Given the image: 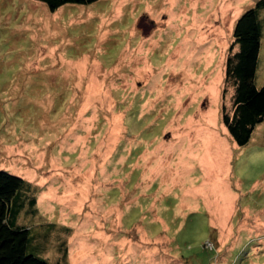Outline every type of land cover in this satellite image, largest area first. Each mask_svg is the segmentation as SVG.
Returning a JSON list of instances; mask_svg holds the SVG:
<instances>
[{"label": "rangeland", "instance_id": "1", "mask_svg": "<svg viewBox=\"0 0 264 264\" xmlns=\"http://www.w3.org/2000/svg\"><path fill=\"white\" fill-rule=\"evenodd\" d=\"M259 1L0 0V170L39 188L43 220L21 223L73 229L50 264L107 246L126 264V238L150 264H264V124L242 148L222 124L234 27ZM214 145L231 160L207 162Z\"/></svg>", "mask_w": 264, "mask_h": 264}, {"label": "trees", "instance_id": "2", "mask_svg": "<svg viewBox=\"0 0 264 264\" xmlns=\"http://www.w3.org/2000/svg\"><path fill=\"white\" fill-rule=\"evenodd\" d=\"M37 1L46 4L51 12H56L68 4L84 6L99 0ZM263 9L264 0H261L238 20L233 37L239 52L230 56L226 62L225 85L231 84L235 89L234 111L229 116L223 108L222 124L240 148L250 144L256 128L264 122V86L258 89L255 85L263 38L260 20V11ZM225 92L226 89L224 96ZM39 193L38 187L23 178L0 170V264H50L44 254L48 244L53 243L52 238L58 243V252L62 254L59 263L68 259V243L63 246L61 240L55 237H59L57 234L61 228L65 233L71 232L72 236V228L60 227L58 231L55 222L35 226L21 223L23 217L32 221L37 218L43 220L38 207ZM31 249L42 256L33 254Z\"/></svg>", "mask_w": 264, "mask_h": 264}, {"label": "crops", "instance_id": "3", "mask_svg": "<svg viewBox=\"0 0 264 264\" xmlns=\"http://www.w3.org/2000/svg\"><path fill=\"white\" fill-rule=\"evenodd\" d=\"M264 124V122L260 125V126H262ZM223 127L225 128V126L223 125ZM257 130H258V127L256 128V130H255V132H254V134L257 132ZM207 132H209V133H211V134H216L213 130H212V128L210 127L209 128V130L207 131ZM228 133V131L226 132V134ZM253 134V135H254ZM228 135H229V133H228ZM221 136H224V134L223 133H221ZM231 138V137H230ZM254 139V138H253ZM225 140V139H224ZM251 141H252V139H251ZM222 146H224V144H222ZM219 146H215L214 145V149L216 150L215 151V153H211L210 154V157H209V160L207 161V162H209V163H213V164H216V163H218V162H220L221 161V159H220V156H221V158H224V157H226L227 159V161H229V160H231V159H229V157L231 158V156H230V154H229V152H227V150H225V151H223L222 152V154L220 155V150H219V148H218ZM226 149V148H225ZM44 194V193H43ZM54 195V194H53ZM49 197V194L48 195H46V193H45V197ZM44 198V197H43ZM142 198H144V197H142V195H141V197H139L138 199H142ZM149 198V197H148ZM150 198H153V196L152 197H150ZM104 199H105V197H104ZM51 205V204H50ZM83 206V203H79V207L78 208H76L77 210H79L81 207ZM51 210V209H50ZM72 215H77V213H72ZM139 230H142V231H144L145 232V237L148 239L147 240V242L149 241V240H154L152 237H150V235L148 234V230L147 229H145V228H143V227H139ZM74 241H75V234H74ZM107 237V236H106ZM140 237V236H139ZM107 238H109V237H107ZM104 239L106 240V238L104 237ZM141 239L142 240H145L146 241V239H144L143 238V236H141ZM138 245H139V243H137V242H133L132 240L130 241V243H128V241H127V238L126 239H123L122 241H121V246L124 248V252H125V255H124V257H125V262H126V264H150L149 262H148V260L146 261V256H147V254L146 255H143V252H145L144 251V248L142 247V246H140V247H138ZM108 246H107V248L105 249V250H103L102 251V253L100 254V256H99V258H100V261H99V258H97V260L95 259L96 258V256L94 255H92L91 257H92V260L91 261H88L87 262V260H90V259H88V258H84V257H81L80 258V260H79V262L81 263V262H85V263H88V264H113V261H112V259H111V256H110V253H111V251L109 250L108 251ZM142 253V254H141ZM149 258V257H148ZM147 258V259H148ZM74 264H76L75 263V261H74ZM151 264H154V262H152ZM156 264H158V262L156 261Z\"/></svg>", "mask_w": 264, "mask_h": 264}, {"label": "built area", "instance_id": "4", "mask_svg": "<svg viewBox=\"0 0 264 264\" xmlns=\"http://www.w3.org/2000/svg\"><path fill=\"white\" fill-rule=\"evenodd\" d=\"M207 244H210V245H209V247H211V248H212V243H207ZM207 247H208V245H207ZM210 250H211V249H210Z\"/></svg>", "mask_w": 264, "mask_h": 264}, {"label": "clouds", "instance_id": "5", "mask_svg": "<svg viewBox=\"0 0 264 264\" xmlns=\"http://www.w3.org/2000/svg\"><path fill=\"white\" fill-rule=\"evenodd\" d=\"M213 245V244H212ZM207 246V245H206ZM214 246V245H213ZM213 250V249H212Z\"/></svg>", "mask_w": 264, "mask_h": 264}]
</instances>
